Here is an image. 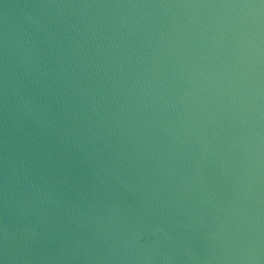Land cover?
<instances>
[{
	"label": "water",
	"instance_id": "obj_1",
	"mask_svg": "<svg viewBox=\"0 0 264 264\" xmlns=\"http://www.w3.org/2000/svg\"><path fill=\"white\" fill-rule=\"evenodd\" d=\"M0 264H264V0H0Z\"/></svg>",
	"mask_w": 264,
	"mask_h": 264
}]
</instances>
